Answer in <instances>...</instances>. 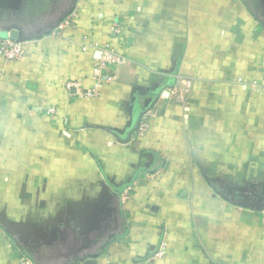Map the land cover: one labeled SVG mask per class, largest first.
I'll list each match as a JSON object with an SVG mask.
<instances>
[{"label": "crops", "instance_id": "crops-1", "mask_svg": "<svg viewBox=\"0 0 264 264\" xmlns=\"http://www.w3.org/2000/svg\"><path fill=\"white\" fill-rule=\"evenodd\" d=\"M74 1L0 57V223L106 222L95 264H264V0H0V38ZM105 44L124 62L85 98Z\"/></svg>", "mask_w": 264, "mask_h": 264}, {"label": "flooded vegetation", "instance_id": "flooded-vegetation-1", "mask_svg": "<svg viewBox=\"0 0 264 264\" xmlns=\"http://www.w3.org/2000/svg\"><path fill=\"white\" fill-rule=\"evenodd\" d=\"M60 2L63 3L64 1ZM69 2L61 4L62 6L58 8L55 18L61 16L65 10H68ZM54 24L55 22L52 21L46 23L45 26H53ZM41 26V22L36 20L31 23L28 31L35 30ZM113 218L119 225L117 216H113ZM76 227L74 216L63 212L50 226V234H45L46 232L38 233L42 239L37 238L31 240L32 242L30 240L27 242L26 238L18 234L19 232L10 231L17 247L34 264H74L75 260L82 254L88 255L102 252L106 244L117 236L114 233V226H110L106 222H94L90 230L85 234H79Z\"/></svg>", "mask_w": 264, "mask_h": 264}, {"label": "built area", "instance_id": "built-area-1", "mask_svg": "<svg viewBox=\"0 0 264 264\" xmlns=\"http://www.w3.org/2000/svg\"><path fill=\"white\" fill-rule=\"evenodd\" d=\"M70 16V15H69ZM68 16V17H69ZM68 17L61 23V25H66L68 22ZM94 47H97L96 44H94ZM85 49V48H83ZM101 55L102 57L100 59H96V63L94 64L93 70H92V76L94 79L93 86L91 89L83 90L82 93H80L85 98H92L95 97L98 93V90L100 89L102 85V77L103 72H106L107 69L110 66H118L124 62V58L113 51V49L110 47L109 44H105L101 48ZM24 56V49L22 46V43L12 41L8 38H0V57L5 59L6 61H15ZM251 85L254 88H259L262 91H264V86H259L256 81H253ZM67 87L69 88L70 85L67 84ZM143 119L146 117L143 116ZM141 127L145 128V125L141 123ZM158 256L161 255V253L157 254Z\"/></svg>", "mask_w": 264, "mask_h": 264}, {"label": "water", "instance_id": "water-1", "mask_svg": "<svg viewBox=\"0 0 264 264\" xmlns=\"http://www.w3.org/2000/svg\"><path fill=\"white\" fill-rule=\"evenodd\" d=\"M75 4L76 2L74 1V3L71 4L70 8L64 13V15L61 18H59L58 22H56L53 26H48V28L45 30H39L35 33L29 32L28 34H26L25 32H23L24 31L23 28L19 27L18 25H12V26L7 25L4 27V30L2 33L3 38H8L12 41H16L19 43L34 40V39H41L43 35L51 34L61 22H63L70 14L74 12ZM147 111L148 110L144 112L146 113ZM144 112H142L141 117L143 116ZM140 120H139V123H140ZM0 225L8 236H12L10 229H8L5 223H0ZM102 254H104V251L96 253V254H88V255L82 254L75 260L74 264H95V260L98 257H100Z\"/></svg>", "mask_w": 264, "mask_h": 264}, {"label": "rangeland", "instance_id": "rangeland-1", "mask_svg": "<svg viewBox=\"0 0 264 264\" xmlns=\"http://www.w3.org/2000/svg\"><path fill=\"white\" fill-rule=\"evenodd\" d=\"M21 255H22V254H21ZM23 258H24L26 261H28V259H27L25 256H24Z\"/></svg>", "mask_w": 264, "mask_h": 264}]
</instances>
